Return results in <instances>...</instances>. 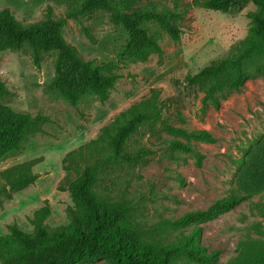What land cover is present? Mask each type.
I'll return each mask as SVG.
<instances>
[{"label": "rangeland", "instance_id": "1", "mask_svg": "<svg viewBox=\"0 0 264 264\" xmlns=\"http://www.w3.org/2000/svg\"><path fill=\"white\" fill-rule=\"evenodd\" d=\"M70 1L0 0V10L9 9L22 23L39 22L62 16ZM190 1L133 0L132 7L155 4L181 10ZM255 8L250 0H234L226 12L194 6L183 9L178 16L181 34L177 40L157 23H147L145 28L157 35L160 50H148L142 57L127 52L128 32L114 26L103 9L85 24L87 31L81 19L67 20L59 33L63 40L81 59L117 75L104 100L86 93L72 104L63 96L53 84L55 50L41 52L38 66L25 51H2L0 79L7 93L0 98L1 110L41 115L45 120L27 132L17 150L0 158V174L29 164L37 175L32 183L1 197L0 236H7L12 224L31 232L35 211L45 205L50 210L44 219L48 226L66 225L65 209L73 205L68 185L76 175L65 169L64 157L95 140L119 113L142 105L158 109L162 120L173 127L206 130L215 141L186 139L167 132L160 122L146 123L130 138L128 148L144 147L151 152L128 165L108 164L101 169L103 180L94 189L104 200L127 206L134 228L148 240L168 243L201 227L202 250L220 252L219 259L208 264H233L239 242L264 241V190L205 221L177 229L164 223L235 193L242 160L264 136V69L253 71L238 88L213 97H207L198 85L185 82L187 75L227 54L246 36L250 26L247 12ZM263 61L264 52L255 58L256 64ZM172 140L188 144L192 151L171 148ZM175 263L203 264L184 257ZM79 264L112 262L96 257Z\"/></svg>", "mask_w": 264, "mask_h": 264}, {"label": "trees", "instance_id": "2", "mask_svg": "<svg viewBox=\"0 0 264 264\" xmlns=\"http://www.w3.org/2000/svg\"><path fill=\"white\" fill-rule=\"evenodd\" d=\"M255 9L247 12L250 26L246 36L227 54L209 61L200 70L185 77L186 85H198L207 97L238 88L253 72H261L263 63H255L257 55L264 52V0H250ZM234 0H191L182 6L158 7L146 4L133 8V0H71L65 13L55 19L22 23L9 9L0 10V53L5 50L27 52L35 66L40 63L43 51L57 52V75L53 81L70 103L75 104L86 94H95L104 100L113 87L117 75L96 68L90 61L80 58L78 52L60 36L67 20L81 19L82 28L93 18L98 9L108 12L109 21L129 34L127 52L142 57L148 50H160L157 35L146 28L147 23H157L172 40L181 34L178 16L183 9L199 7L205 10L226 12ZM7 93L0 79V98ZM215 106L219 105L217 100ZM45 117H31L26 113H6L0 108V158L17 150L27 132L40 125ZM160 122L167 132L186 139L215 141L206 130L186 131L162 120L153 106H133L119 113L102 128L95 140L66 154L65 169L76 177L70 181L68 192L73 202L65 209L68 223L48 226L44 219L50 210L47 205L35 211L33 229L25 232L15 224L10 225L7 236H0L1 264H79L96 257H105L112 264H176L184 257L196 263H213L219 259V250L204 251L199 239L201 227L196 226L171 242L161 243L146 239L138 230L122 203H112L94 189L103 180L102 168L112 165H128L146 157L147 148H128L130 138L146 123ZM170 147L192 151L188 144L172 140ZM200 155L197 161L200 162ZM0 199L11 191L25 187L37 178L29 164L4 169L0 174ZM235 193L210 206L189 211L165 224L177 229L219 216L245 199L264 190V136L255 142L242 160ZM233 264H264V241L249 239L235 247Z\"/></svg>", "mask_w": 264, "mask_h": 264}]
</instances>
